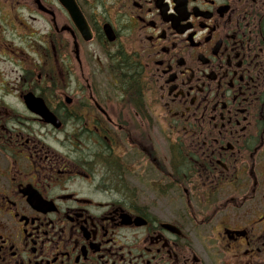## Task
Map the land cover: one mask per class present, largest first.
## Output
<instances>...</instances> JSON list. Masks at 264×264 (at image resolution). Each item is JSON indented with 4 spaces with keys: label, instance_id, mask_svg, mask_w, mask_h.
<instances>
[{
    "label": "flooded vegetation",
    "instance_id": "flooded-vegetation-1",
    "mask_svg": "<svg viewBox=\"0 0 264 264\" xmlns=\"http://www.w3.org/2000/svg\"><path fill=\"white\" fill-rule=\"evenodd\" d=\"M0 264H264V0H0Z\"/></svg>",
    "mask_w": 264,
    "mask_h": 264
},
{
    "label": "water",
    "instance_id": "water-1",
    "mask_svg": "<svg viewBox=\"0 0 264 264\" xmlns=\"http://www.w3.org/2000/svg\"><path fill=\"white\" fill-rule=\"evenodd\" d=\"M27 104L33 110H41L44 105L43 101L37 98H27Z\"/></svg>",
    "mask_w": 264,
    "mask_h": 264
}]
</instances>
